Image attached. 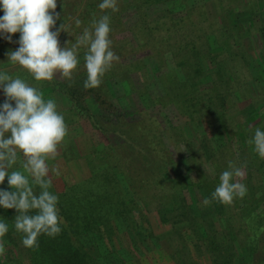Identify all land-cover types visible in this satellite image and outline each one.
Masks as SVG:
<instances>
[{
    "label": "trees",
    "instance_id": "16d2710c",
    "mask_svg": "<svg viewBox=\"0 0 264 264\" xmlns=\"http://www.w3.org/2000/svg\"><path fill=\"white\" fill-rule=\"evenodd\" d=\"M200 1L118 0L119 11L111 12L98 7L102 0H57L61 18L52 31L65 23L70 33L61 32V47L105 14L111 39L126 34L113 40L120 62L94 89L84 87L83 47L72 81L58 75L36 82L8 62L20 33L12 42L0 34V70L39 85L45 99H54L64 117H72L66 143L48 161L60 170L50 191L59 197L62 231L41 235L38 248H26L14 228L16 210L0 207V221L9 226L0 264H264V158L248 143L257 128L264 131V5L253 9L249 0L241 13L231 3L241 0H211L212 19L208 2ZM243 13L245 24L239 22ZM224 14L232 17L229 28ZM127 16L133 18L130 27ZM227 96L244 120L234 128L222 121ZM5 100L0 88V105ZM185 117L195 123L191 138L200 139V146L197 151L189 146L176 159L165 138L173 128L186 143L179 124ZM154 121L165 125L162 133L149 130L146 123ZM185 153L199 162L189 163V174H177L175 166L189 160ZM93 158L100 166L92 167ZM73 160L88 163L89 173L70 166ZM229 161L243 168L240 182L247 193L226 205L212 193ZM0 189L12 190L7 178Z\"/></svg>",
    "mask_w": 264,
    "mask_h": 264
},
{
    "label": "clouds",
    "instance_id": "9594fccd",
    "mask_svg": "<svg viewBox=\"0 0 264 264\" xmlns=\"http://www.w3.org/2000/svg\"><path fill=\"white\" fill-rule=\"evenodd\" d=\"M0 6L4 12L0 34L12 42V36L20 33L19 48L7 53L8 62L20 66L36 82H52L58 75L72 81L79 71L81 47L85 49L86 89L99 88L106 73L120 62L113 51V30L107 14L94 18L91 27L84 28L74 43L69 41L61 47L59 36L69 31L65 23L52 31L61 18L56 12L57 0H0ZM98 7L119 11L118 0H102ZM75 24L79 27L81 21L77 19ZM0 88L6 96L0 105V185L7 178L12 189H0V207L16 210L14 228L23 234V246L36 249L41 235L55 237L62 231L59 197L50 191L52 176H59L60 170L48 161L57 159L70 134L69 127L56 101L45 99L39 87L19 75L0 70ZM248 143L264 158V131L257 128ZM228 168L212 193L213 199L226 205L247 193L246 185L240 182L245 175L243 168L232 161ZM8 232V224L0 221V257L6 255L4 237Z\"/></svg>",
    "mask_w": 264,
    "mask_h": 264
},
{
    "label": "rangeland",
    "instance_id": "374dc122",
    "mask_svg": "<svg viewBox=\"0 0 264 264\" xmlns=\"http://www.w3.org/2000/svg\"><path fill=\"white\" fill-rule=\"evenodd\" d=\"M202 2H204V1H206V2H208V4H207V10H208V12H209V14L211 15V18L213 19V15L215 14V8L213 7V5H212V2H211V0H201ZM200 1V2H201ZM231 1H233V0H231ZM242 1V3H239V2H231V3H233L234 5H232V7H234V8H236L237 7V9L238 10H242L241 11V13L243 12V11H245V10H243V8H245V9H247L246 7H245V5L248 3V1L249 0H241ZM253 1V5H254V7H253V9L254 8H256L257 6V8H259L260 9V7L262 6V5H264V0H252ZM256 3H257V5H256ZM260 3V4H259ZM259 5H260V7H259ZM249 6V5H248ZM252 7H250V8H252ZM214 8V9H213ZM213 14V15H212ZM248 16V13H243L240 17H239V22L241 23V24H245V22H246V19H244L243 20V18H245V17H247ZM128 17H129V19H128ZM196 17V16H195ZM234 17V16H233ZM76 18V17H75ZM222 18H224V20H225V24H226V26L229 28V25H231L232 24V21H231V15H227V14H224L223 16H222ZM131 19V20H130ZM124 20L126 21L125 23H127L126 25H127V27H130L134 22H133V18H132V16H127V18L125 19L124 18ZM130 20V21H129ZM133 22V23H132ZM129 23V24H128ZM74 28H76V26H74ZM73 28V29H74ZM118 30H119V28H118ZM246 32H248L249 30H245ZM252 33H255L253 30L251 31ZM115 36H114V38L115 39H117L118 41L120 40V38H122L124 35H126V34H123V35H121V33L120 32H118V33H115L114 34ZM121 35V36H120ZM71 37H72V35H71ZM114 38L112 39V40H114ZM129 38H131V40H133V44L135 45V46H137V41H136V38L134 37V34H132V35H130V37ZM116 40V41H117ZM71 41H74L73 39L71 40ZM115 41V42H116ZM113 47H114V45H113ZM155 48H156V46H155ZM154 48V49H155ZM147 49L149 50V47H147ZM147 49H143V51H146ZM154 49H152V50H154ZM233 49H234V51L235 52H239L238 50H237V48H235V47H233ZM220 50V49H219ZM219 50L217 51V52H219ZM254 50V49H253ZM132 56H134V55H132ZM122 60V59H121ZM167 63H168V65H169V67L170 66H173L174 67V61H172V59L169 57L167 60ZM171 68V67H170ZM78 75V73H76L75 74V76L74 77H76ZM33 86H37V87H39V85H33ZM45 94H48V92L46 91L45 92ZM244 99V98H243ZM246 99L247 98H245L244 100H243V102H241V103H244L245 101H246ZM250 102V101H249ZM13 106H15V104L13 103ZM60 108H62V107H59L58 106V110L60 109ZM222 111L224 112V118H222V121L225 123V124H228V125H230V127L231 128H234L235 126L237 127V124H239V123H242V122H244V120H243V117H242V115L240 114V112H239V109H237V107L234 105V103H233V99H232V96L230 97V96H227V99H226V105H225V107H224V109H222ZM72 119V117H70V118H68L67 119V117H65V121H66V123H67V125L68 124H70L71 122L70 121H67V120H71ZM199 121V120H198ZM198 121H197V124H198ZM156 123V124H155ZM147 125H151L152 127H150L149 128V130H151L152 131V133L154 134V135H157L159 132H161L162 133V130H163V128L165 129V125H163L162 127H161V125L159 126L158 125V122H156V121H154L153 123L152 122H147L146 123ZM155 124V125H154ZM179 124H182V130H184L183 131V134H184V137H185V139H184V137H183V139H184V141H186V143H182L181 144V141H182V137L179 135V133H178V131H177V129H175V130H173V128H171V132L172 133H170V135L171 136H169V138H168V136L165 138V140H167V143L170 145V150L173 152V154H174V156L176 157V159L178 158V157H180L179 155H182V154H184L183 152L185 151V150H188V148H189V146H193L195 149H196V151H197V149H199L198 147L200 146V139H195V137H192L191 138V135H194L195 136V131H194V129H195V126L193 125V124H195V123H193V122H191L187 117H185V119H183L182 120V123H179ZM166 130H169V129H166ZM165 132V131H164ZM178 133V134H177ZM158 139H156L157 141L158 140H160L161 139V137L159 136V137H157ZM227 147H228V145H227ZM229 152H230V154H228L226 157L227 158H231V157H233V155H232V151H231V149H229ZM178 153H179V155H178ZM74 155V154H73ZM185 155L186 156H188L189 157V160L188 161H186V160H181V162H179V164H177L176 166H175V172L177 173V174H183V175H186V174H189L190 173V164L191 163H193V162H195V160L196 159H194V157H192L191 158V155H189V153H185ZM196 155V154H195ZM220 158H224L225 156H222V155H220L219 156ZM68 158L70 159V157H69V155H68ZM94 160H92L93 162H94V164L92 165V167H97V166H100V161H98V159L97 158H93ZM108 159H110V161H112V162H116L113 158H109L108 157ZM198 159H200V157H198ZM201 161V160H200ZM76 162L78 163V165H76ZM196 162H199V160H197ZM195 162V163H196ZM190 163V164H189ZM70 166L72 165V166H79L80 168H82V169H84L87 173H89V166H88V163H83V164H81V162L80 161H76V160H73V161H71L70 163H68ZM191 165H193V164H191ZM207 165V164H206ZM204 166L205 167V171H206V173L208 174V175H210V169H208L207 168V166ZM89 170V171H88ZM204 170V169H203ZM206 261V260H205ZM207 262V261H206ZM206 264H208V263H206Z\"/></svg>",
    "mask_w": 264,
    "mask_h": 264
}]
</instances>
